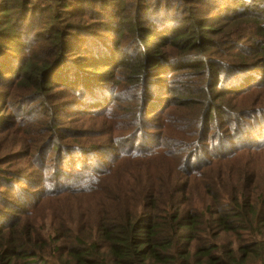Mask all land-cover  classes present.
Segmentation results:
<instances>
[{
	"label": "trees",
	"instance_id": "1",
	"mask_svg": "<svg viewBox=\"0 0 264 264\" xmlns=\"http://www.w3.org/2000/svg\"><path fill=\"white\" fill-rule=\"evenodd\" d=\"M194 1L0 0V20L6 19V24L0 23V41L14 42L0 43V94L13 88L12 94L22 98L15 106L24 109L27 102L29 109L43 114L41 118L30 114L37 126L20 123L24 134L39 137L30 141L31 154L44 157L45 144L56 155L53 161H64L59 168L68 169L70 176L77 174L74 190L62 185L58 170L41 179L45 185L32 204L27 201L31 191L24 186L34 190L38 186L19 172L0 169V189L16 194V199L7 200L9 205L0 207V264H264V145L254 147L264 132L239 131L234 144L240 146L233 148L238 152L210 160L209 152L202 167L188 170L193 155L206 144L205 136L216 129L209 123H217V116L223 115L218 108L214 111L211 97L200 104L208 87L219 88L216 83L223 80V64L211 50L227 37L230 46L242 44L239 51L248 48L241 53L246 63L264 64V9L223 15L207 9L202 12L205 18L172 19V6L181 8ZM83 3L94 4L92 10L106 6L110 20L119 24V29L108 28L113 35L109 45L105 38L97 42L99 33L87 32L81 39L85 10L79 14L77 8ZM12 13L17 18L3 17ZM162 13L166 16L159 20ZM97 29L103 31L104 25ZM127 42L132 53L124 50ZM228 63L245 66L241 61ZM250 82H264V74L246 75L244 83ZM56 90V98L49 101ZM230 93L241 91L232 87ZM114 95L122 101L128 96L131 104L127 115L117 107L119 124L131 119L123 136L140 135L138 130L154 117H166L177 108L197 104L200 108L178 123L180 137L169 133L171 126L164 128L159 137L168 145L145 150L142 142L141 148L121 152L101 169L93 149L76 138L60 147L58 140H65L64 134L56 132L55 120L47 118L58 119L53 113L68 100L69 105L86 101L87 108L89 101L99 105ZM9 124V120L0 124V137L12 134ZM89 157L95 162L78 169L76 162L87 164ZM39 168L32 164L24 172L33 176ZM18 181L26 185L18 186ZM50 183L55 188L48 190ZM58 194L71 205L80 198L73 206L83 213L78 237L68 234L64 221L42 215L41 202ZM3 198L0 193V202ZM20 204L30 205L23 209ZM52 223L56 235L47 240L41 230ZM71 238L74 245L65 247Z\"/></svg>",
	"mask_w": 264,
	"mask_h": 264
},
{
	"label": "rangeland",
	"instance_id": "2",
	"mask_svg": "<svg viewBox=\"0 0 264 264\" xmlns=\"http://www.w3.org/2000/svg\"><path fill=\"white\" fill-rule=\"evenodd\" d=\"M162 1L165 4L166 2H173L174 0ZM126 2H131V0H126ZM92 5L94 4L83 3L77 8L80 9L78 12L79 14L82 13V10H85V26L81 31V39H83V36L87 32L99 33L101 36L97 42H102L105 38L108 40L107 45H109L113 39V35L111 34L110 30H108V28L112 27L113 29L114 27L115 30V28L119 29L120 26L118 23L110 20V16L108 15L109 9L106 6L100 5L99 9L92 10L90 9ZM95 5H97V3ZM172 9L174 10L175 14L172 18L174 21H177L178 19L180 20L184 16H193L195 20H198L207 17V15L204 17L202 15V12L207 11V9L212 10L215 15L218 14L217 12H219V15H223L226 13H236L243 10H262L264 9V0H195L187 6L183 5L181 8L177 7V5L172 6ZM104 10L105 12H102ZM162 15L166 16L165 13H162L158 16V19ZM13 16L17 18V15L14 13L6 14V16L3 17ZM96 16L99 17L100 20H97ZM147 17H149V15ZM5 20L6 19H1L0 23L6 24V22H4ZM99 25H104V30L101 32L97 29ZM249 26L250 25L248 24L243 25L245 28ZM21 42L25 43L23 41ZM0 43H6L9 46L14 44V42L9 44L5 40L0 41ZM218 43V49H212L211 53H213L216 56V59L223 64V71L221 72V75L223 76L224 81L222 79L218 80L216 84L219 85V88L209 86L206 94L204 95L205 101L204 103L200 104L204 105L211 97L212 102L214 103V111L218 108L223 112V115L217 116V123L215 121L209 123V125L215 126L216 129L210 136H205L206 144L200 151L193 155L195 156V159L191 165L189 163L190 166L188 167V170L198 168L199 166L202 167L207 160H204V157L209 152L211 154L208 158L209 160L213 157L221 155V153L227 154L235 152L236 150L233 148L240 146V144H234L235 140L237 139L235 136L239 131L248 129L251 133L256 131L264 132V82H250L249 84L244 83V78L246 75H250L252 78H257L260 76V74L263 75L264 64L257 66V63L254 62L246 63L241 59V53H246L248 48H244L242 51H239L238 49L242 44H238V46H230L228 45L229 39L227 37H222ZM130 47V43L127 42L124 46V50L129 48L126 53L133 52L134 48ZM12 51H15V49H12ZM124 52L125 51H121L119 53L122 54ZM21 53L22 49H20L18 52L19 59L21 58ZM230 61H241L245 64V66H232L228 63ZM242 75L243 78H241ZM231 79L235 80L236 84L230 83ZM230 86L231 88L237 87V91H241V93L231 96L232 94L230 93ZM253 86L255 87L249 89ZM12 89L13 88H8L4 93L0 94V124L9 120V127L12 133L11 135L9 134L7 136L0 137V169H10L12 172H19L21 176L26 177L28 180L30 179V183H32V185L38 186L37 190L32 189L29 184L24 186L31 191L28 193V203L34 204L39 198L41 187H44L45 185L43 180L41 182V179H46L47 177L53 176L57 170L58 177H60L62 185L64 187H70L67 190H74L72 183L77 178V174L70 176L68 174V169L63 171V169L59 168L60 164H63L64 161L58 163L53 161L55 160L56 155L52 153L51 148H47L48 146L45 147V144L43 145L42 150L45 149L44 157H37L35 156L34 152L31 154L32 146L30 141H35L39 137H30L24 134V131L22 132L21 130L20 123L23 121L37 126L39 123L34 121L30 114H35L39 118L43 117V114L38 109H29V103L27 102H24V109H21V106H15L14 104L19 100H22V98L14 96V94L11 92ZM213 90L216 91L215 94L212 93ZM218 91L224 92L225 96L218 97V93H220ZM247 91H250V93L244 94ZM58 92L59 90H56L54 96L50 97L49 101L55 99ZM114 97L115 98L103 101L99 105H96L95 101H90L85 110L83 109L87 105L86 101L69 105V103L72 102L68 100L65 102L66 104L63 108L58 109L53 113V117L58 119L51 117L47 118V121L55 120L57 124L56 132L64 134L65 140L59 139V146L61 147V143L70 142L71 139L76 138L77 140H75V142L86 147L89 145L90 147L88 148L90 150L93 149L92 156H96V162L102 163L101 169H103L104 167L109 166L111 161L120 155L121 152L137 150L141 148L142 142L145 150H156L160 148L159 145H168V141H161L159 137V134L163 133L164 128L171 126L169 133L180 137L183 131L177 129L178 123L185 118H189L191 113L196 112L200 108L199 104L193 106L194 108L191 107L187 110H181L180 108H177L176 110L169 112L166 117H154L153 120L146 123L140 128V130H138L141 131L140 135L134 136L133 134L136 132H133L131 135L123 136L127 125H130L131 119L127 123L119 124L120 118L117 117L118 108L127 115L126 108H130L131 104L128 102V96L123 97V101L122 99H118V97L115 95ZM95 108H101L97 110V112H102L103 110L107 112L106 114H100L93 111ZM112 108L114 109L112 110ZM8 109H10L9 112ZM75 111H77L76 114H69L74 113ZM229 111L234 112L235 115L233 116ZM241 111H247L249 113L246 116H241L239 114ZM94 113L97 115H94ZM130 115L131 117H134L131 112ZM14 136L16 138V142ZM136 140H139L137 144ZM260 145H264V139L255 140L254 147H259ZM147 147L150 149H147ZM46 157H48L51 161L47 162ZM195 160L198 162H195ZM94 162L95 160H91L89 157L87 164L79 162H76V164L78 165V169L82 170L83 168L86 169L88 165ZM32 164L42 166V169L39 168L36 170V172H34V177L31 174H26L24 172V170L29 168ZM52 167H55V169L53 170ZM78 181L80 183L81 179ZM17 183L18 186L26 185L19 181ZM54 188L55 187L51 183L48 184V190ZM0 191L1 196L4 197L0 202L1 208L9 205L7 203L8 199H16V194L12 193L7 188H2ZM33 199H35V201ZM79 199L80 198L74 200L73 204L71 205L63 200L58 194L55 197H51L41 202L39 208L43 210L42 215H54L56 219H59V221H64L68 226L67 228L69 229L68 234H74V236L78 237L83 225V222H81L83 213L75 212L73 206ZM29 205L30 204H20L19 207L27 209ZM67 205L70 207L62 209V207ZM16 216H21V214H14V217ZM93 217L94 214L92 213L90 218L93 219ZM56 231L57 229L52 223L48 228L41 230V233L46 237L47 240H49L56 235ZM74 243V239L71 238L65 247H72ZM58 245H61V242H59Z\"/></svg>",
	"mask_w": 264,
	"mask_h": 264
},
{
	"label": "bare ground",
	"instance_id": "3",
	"mask_svg": "<svg viewBox=\"0 0 264 264\" xmlns=\"http://www.w3.org/2000/svg\"><path fill=\"white\" fill-rule=\"evenodd\" d=\"M71 91H72V89H71ZM90 102V101H89ZM86 108H84L83 110H85ZM105 111H102V112H100V113H104ZM98 113V112H97Z\"/></svg>",
	"mask_w": 264,
	"mask_h": 264
}]
</instances>
